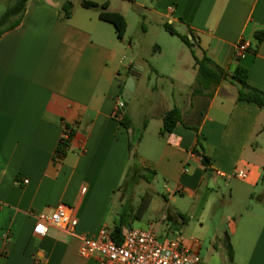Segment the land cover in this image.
Returning a JSON list of instances; mask_svg holds the SVG:
<instances>
[{
  "label": "crops",
  "instance_id": "0c3cea01",
  "mask_svg": "<svg viewBox=\"0 0 264 264\" xmlns=\"http://www.w3.org/2000/svg\"><path fill=\"white\" fill-rule=\"evenodd\" d=\"M65 1L73 5L68 18L61 10ZM81 1L27 0L21 22L0 36V264H98L96 256L79 254V235L110 231L121 218L117 204L131 200L143 173L164 181V194L150 189L157 216L141 222L132 212L122 216V229L143 228L164 211L169 227L184 217L200 218L222 189L232 197L264 183V109L237 100L239 87L230 80L241 66L247 83L264 91V37L251 49L264 29V0H153L149 7L145 0H90L107 2V10L124 16L121 39L99 19V8H84ZM130 2L147 9L157 27L179 25L196 41L197 57L205 53L224 69L227 78L212 95L194 92L195 60L181 39L184 47L172 60L154 44L160 58L154 64L140 55V37L126 40ZM242 40L249 46L237 57ZM134 49L136 58L129 57ZM153 73L164 83H151ZM129 76L133 89L118 112L129 118L126 128L114 107ZM174 107L180 119L161 134L163 115ZM65 124L72 137L66 155L55 160ZM256 196L264 200V192ZM60 202L74 208L76 235L54 227L34 234L37 214ZM225 248L229 264H264V217L242 256L236 259L227 234Z\"/></svg>",
  "mask_w": 264,
  "mask_h": 264
},
{
  "label": "rangeland",
  "instance_id": "374dc122",
  "mask_svg": "<svg viewBox=\"0 0 264 264\" xmlns=\"http://www.w3.org/2000/svg\"><path fill=\"white\" fill-rule=\"evenodd\" d=\"M152 1L145 0L146 7L151 6ZM8 3L9 0H0V16ZM126 18L129 26L126 40L128 41L129 36H133L134 40L140 37L139 53L141 56L149 59L151 63L154 64L160 61L154 44L164 48L163 50L166 54L163 59L165 61L167 57L171 60L176 59L179 53V47H184L181 46L183 44L179 36L170 34L163 26L157 27L154 18L147 9H139L130 2ZM142 23H144L143 26L145 27L146 33H142L141 31ZM173 27L175 30L185 34V31L179 25L174 24ZM171 44L176 45L174 47L176 49L175 51L168 52L165 48ZM136 54L135 49L134 51L128 52L129 57L136 58ZM165 71L168 73L171 72V66L169 64H166ZM161 82L164 83L163 80L157 79L154 73L151 74V83L160 84ZM262 184L264 183L260 182L255 189H250V191H245L244 189L242 192L235 193L232 197L228 195L226 189H222L223 195L219 193L212 197V201L206 207L202 217H184V219H180L178 224L172 225L170 228L186 241H189L191 238L197 241L199 245H195L194 247L201 258L200 264H203V262L207 264L206 261L210 254L214 255L211 257L212 264H221L222 258L225 259V264H229L228 254L225 248V234L230 237L231 244L237 250L236 259H238L239 254L241 256L244 254V248H246L247 243L249 244L250 239L255 235L263 221L264 200L258 202L256 196L258 193L264 192V185ZM163 185L164 181L161 178H156L153 181L151 174L143 173L138 185L130 192L131 200L127 203L117 204L119 213L125 218L131 216L132 212L138 214L141 217V222L155 218L157 213L154 211V201L157 198L150 192V189L164 194L165 189ZM252 191L255 192V196L250 197L249 192ZM175 197L181 199V196L178 194ZM150 201H152L151 205H149ZM182 202L185 204L187 200L183 199ZM157 220L154 219L151 222H156ZM168 227L163 224L160 228V234H164ZM238 249H241V252L240 250L238 252Z\"/></svg>",
  "mask_w": 264,
  "mask_h": 264
},
{
  "label": "built area",
  "instance_id": "2783aa9c",
  "mask_svg": "<svg viewBox=\"0 0 264 264\" xmlns=\"http://www.w3.org/2000/svg\"><path fill=\"white\" fill-rule=\"evenodd\" d=\"M247 41L237 44V57L248 48ZM124 100L118 99L114 107L115 114L124 108ZM168 142L176 144L175 139ZM62 140L68 139V130H64ZM236 176L244 179L246 173L238 171ZM26 183L27 180H24ZM166 211L156 222H149L145 227L126 226L122 229V240L116 243L110 231L102 228L96 237L79 235V254L84 257L96 256L98 264H200L201 258L194 246L167 228L160 234V228L166 220ZM78 219L74 208L65 203H58L51 212H40L36 216L33 233L44 236L50 228H59L71 235H76ZM192 243H197L193 238Z\"/></svg>",
  "mask_w": 264,
  "mask_h": 264
},
{
  "label": "trees",
  "instance_id": "16d2710c",
  "mask_svg": "<svg viewBox=\"0 0 264 264\" xmlns=\"http://www.w3.org/2000/svg\"><path fill=\"white\" fill-rule=\"evenodd\" d=\"M27 0H9L4 12L0 16V36L3 32L10 30L16 27L22 19L26 8ZM81 6L87 9L90 8H99V19L109 22L113 25L115 34L118 39H121L126 31V20L124 16L116 11L107 10L108 3L104 2L102 4H98L94 1L90 0H82ZM72 2L65 1L62 4L61 10L63 12V17L68 18L72 11ZM163 28L168 31L170 34H176L180 37L182 42L188 47L191 55L195 60L196 65V75L193 83V90L195 93H204L207 95H212L213 89L215 86L219 84V82L223 79H226V72L224 69L219 67L208 55L205 53L199 58L196 56V46L197 43L193 39H190L186 34H178L171 26L170 23L164 22ZM264 37V29L257 31L254 35L253 45L251 49L256 51L259 44L263 40ZM247 77V69L238 66L234 73L230 76V80L232 82L237 83L238 91H237V100H244L249 102L256 103L260 108L264 109V91L256 89L250 86L246 80ZM122 91V87H121ZM125 108V107H124ZM123 108V109H124ZM120 122L126 127H130V120L127 116L122 114L121 112L118 114ZM180 115L177 108H172L165 112L162 118V127L160 129L161 134L170 133L175 124L179 121ZM64 128L68 130V139L62 140L60 139L54 153V159L60 160L62 159L68 150L69 141L72 137V131L69 129L67 124L64 125ZM202 162L204 166L207 168L209 165L208 158L206 156H202ZM144 207V206H143ZM121 218L114 222L112 229L110 230V235L112 239L116 243H120L122 240V225L125 223V220Z\"/></svg>",
  "mask_w": 264,
  "mask_h": 264
},
{
  "label": "water",
  "instance_id": "95a60500",
  "mask_svg": "<svg viewBox=\"0 0 264 264\" xmlns=\"http://www.w3.org/2000/svg\"><path fill=\"white\" fill-rule=\"evenodd\" d=\"M133 89V77L129 76L122 92V99L124 100V106H127V101L130 96V92Z\"/></svg>",
  "mask_w": 264,
  "mask_h": 264
}]
</instances>
